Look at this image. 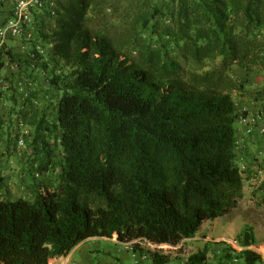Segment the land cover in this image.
Returning <instances> with one entry per match:
<instances>
[{
	"label": "trees",
	"instance_id": "16d2710c",
	"mask_svg": "<svg viewBox=\"0 0 264 264\" xmlns=\"http://www.w3.org/2000/svg\"><path fill=\"white\" fill-rule=\"evenodd\" d=\"M111 1L57 0V14L46 11L51 29L38 19L34 43L44 52L0 48V97L12 81L4 68L26 77L25 89L17 82L26 106L38 98V69L58 92L52 120L33 113L29 146L43 179L29 167L31 192L16 198L0 183V264H49L89 238L114 235L166 264L167 255L142 243L193 238L244 196V173H252L244 157L258 161L262 150L239 142L232 92L246 86L232 69L264 76V0H140L117 21ZM240 238L242 250L216 242L221 264H264L249 248L258 243L253 227ZM210 248L180 264H209Z\"/></svg>",
	"mask_w": 264,
	"mask_h": 264
},
{
	"label": "rangeland",
	"instance_id": "374dc122",
	"mask_svg": "<svg viewBox=\"0 0 264 264\" xmlns=\"http://www.w3.org/2000/svg\"><path fill=\"white\" fill-rule=\"evenodd\" d=\"M111 2L114 4L111 12H113L117 21L125 16L127 10L131 11L132 6L139 4L140 0H112ZM1 6H3V1H0V8H2ZM0 12H2L1 9ZM41 18H45L46 30H50L53 17H49L46 12L40 13L37 15V24L38 19ZM2 20L3 18L0 17V22ZM37 38L38 41L42 40L39 37ZM33 43L32 41V43L27 44L29 48H23L24 42L22 40L12 39L9 41V48L12 47L17 54L28 55L29 52L33 53V49H31ZM47 55H44V61L52 66L50 56ZM2 72L12 78V81L6 83L4 94L0 97V183L3 186L2 192L4 195L16 198L31 192L27 187V184L33 180V176H30L28 172L29 167L32 168L35 177L37 175L38 179H43V175L38 173L37 165L34 164V153L29 146L35 136L33 113L37 109L40 116L45 112L49 120H52L53 107H51L50 102L53 98H57L58 92L52 89L49 82H47L46 74L49 71L38 69L34 72L38 83L37 88L39 89L38 98L35 100L34 106L31 104L26 106V96L24 95L26 77L24 74L12 76L11 68H4ZM232 72L235 79L237 81L241 80L246 86L245 90L237 87L233 89L232 94L238 109L243 105H253L257 104V101L258 103L264 101V95L256 97L257 91L264 85V76L261 72L253 68L246 69L237 66H233ZM20 80L24 89L17 84ZM10 85L11 88H7ZM21 110L27 111L25 117H23ZM21 138H24L23 145L19 142ZM50 141L52 142V139ZM243 142L246 144L243 147L254 154L260 150L264 152V135L258 134V137H255V135L247 136ZM262 151L258 153V161H255L251 155L244 157L246 160L245 166H250L252 173L250 172L251 175L247 172L244 173L246 177L243 189L244 196L231 212L216 219L206 220L195 237L186 238L177 245H157L143 242L142 246L159 254L167 255L169 261L166 264H180L189 255L202 250L208 243L211 247L208 253L209 264H221V261L225 262L224 252L219 251L216 254L215 249L220 247L217 246L216 242L224 241L228 244L235 241L241 242L240 235L247 226H251L254 229L258 243L249 248H256L253 250L264 256V153ZM54 156L56 159L59 158L57 148L54 150ZM46 157L44 155V158ZM53 172L55 170H51L49 175L54 176L55 173L53 174ZM68 256L71 264H153L150 255L142 256L134 253L132 242L123 243L118 240L116 235L113 238H89L65 255V257ZM59 257H57L59 259H57V262L60 261Z\"/></svg>",
	"mask_w": 264,
	"mask_h": 264
},
{
	"label": "built area",
	"instance_id": "2783aa9c",
	"mask_svg": "<svg viewBox=\"0 0 264 264\" xmlns=\"http://www.w3.org/2000/svg\"><path fill=\"white\" fill-rule=\"evenodd\" d=\"M46 11L51 16H55L57 0H13L10 16L0 23V48L9 49V41L12 39L22 40L23 48H29L28 43L36 42L37 15ZM33 44L40 52H44L42 44ZM32 55L35 57L34 52ZM239 109L241 110L238 117L239 142L254 134L264 135V101L259 103L257 101V104L253 105H243ZM19 142L23 145L24 138H21ZM231 245L236 250L245 248L238 241L232 242ZM57 259L50 261L49 264H71L69 256H61L58 262Z\"/></svg>",
	"mask_w": 264,
	"mask_h": 264
},
{
	"label": "crops",
	"instance_id": "0c3cea01",
	"mask_svg": "<svg viewBox=\"0 0 264 264\" xmlns=\"http://www.w3.org/2000/svg\"><path fill=\"white\" fill-rule=\"evenodd\" d=\"M12 1H13V0H3V6H2V8H1V11H2V12H0V17H2L3 20L7 19V18L10 16V14H11ZM60 257H61V256H60ZM60 257H59V258H60ZM55 259H57V257L51 259L50 261H53V260H55Z\"/></svg>",
	"mask_w": 264,
	"mask_h": 264
}]
</instances>
